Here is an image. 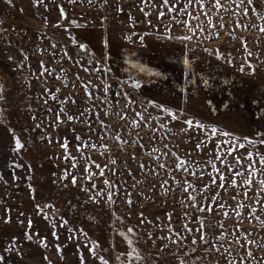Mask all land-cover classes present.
<instances>
[{
  "label": "rangeland",
  "instance_id": "obj_1",
  "mask_svg": "<svg viewBox=\"0 0 264 264\" xmlns=\"http://www.w3.org/2000/svg\"><path fill=\"white\" fill-rule=\"evenodd\" d=\"M169 3L178 4L176 12L162 0H0V264H82L81 256L83 264H241L242 258L243 264H264V226L250 212L255 208L264 220V199L256 203L264 198V192L256 195L264 179L256 156L264 154V32L259 30L264 0L251 5L245 0L247 15L232 0H221L227 12L214 8V0H203V8L195 2L188 7L187 0ZM61 7L66 17L95 28L75 27L79 24L64 18ZM4 13L8 21L1 20ZM122 46L130 49L122 52ZM109 54L118 58L112 67L131 83L138 74L142 81L129 83L148 103L115 96L120 78L108 66ZM122 57L135 62L126 67ZM187 120L231 136L211 137L190 128ZM17 138L23 145L19 151L14 150ZM225 140L245 145L234 156L251 152L257 161L248 199L246 186H240L248 176L244 167L236 169L244 177H236L232 187L226 165L216 159L218 142L230 146ZM83 141L96 147H84ZM180 160L186 161L183 167L177 166ZM209 161L223 172V188ZM227 161L234 163L232 156ZM86 166L95 174L91 180ZM186 182L193 185L187 192ZM239 202L249 207L237 209L241 215L236 216ZM209 204L211 212L197 211ZM199 220L208 244L196 231ZM221 235L231 255L224 248L215 251ZM237 237L245 247L235 243Z\"/></svg>",
  "mask_w": 264,
  "mask_h": 264
},
{
  "label": "snow or ice",
  "instance_id": "obj_2",
  "mask_svg": "<svg viewBox=\"0 0 264 264\" xmlns=\"http://www.w3.org/2000/svg\"><path fill=\"white\" fill-rule=\"evenodd\" d=\"M11 2H12V0H7V3L11 4ZM40 2H42V0H40ZM69 2L70 3H75L76 0H69ZM91 2H92V0H89V3H91ZM193 2H195L196 4H199L201 6V8L204 7L203 0H187V6L188 7H191L192 4H193ZM232 2L234 4H236L237 8L240 9L243 12L244 15H247L248 14V8L244 7L245 0H232ZM246 2H247L248 5H251L253 3V0H246ZM142 3H145V4L148 3V0H142ZM162 6L163 7H167L169 12H176L177 11V8H178V4H171L170 5L169 0H162ZM213 7L216 8V9H222V10H224L226 12L229 10L228 8H226L221 3V0H214ZM60 11H61V15L64 18H67L66 17V14L64 12V9L62 7L60 8ZM141 11H143V8H141ZM181 11L187 12V8L181 9ZM187 14L191 15L190 13H187ZM203 14L205 16H207V13L206 12H204ZM234 14H237L238 15L239 13H234ZM144 15L147 18L150 15V13L145 12ZM164 15H165V13L163 11H160L159 12V17L162 18ZM194 19H199V17L198 16L197 17H194ZM262 19H264V17H262ZM148 23L150 24L151 21H148ZM182 23L188 24V21L185 20V21H182ZM57 26H59V25H57ZM219 26L220 27H223V24H220ZM243 27L246 28L248 26L247 25H244ZM252 27H256V26L253 25ZM190 30H191V28H190ZM259 30L261 32H264V26H261L259 28ZM213 35H219V34L218 33H214ZM229 35H231V33H229ZM127 38L129 40H131V37L130 36L127 37ZM142 39H143V36H141V40ZM184 39H190V37H185ZM244 46H245V49H246V44ZM80 47H81L82 50H86V48H87L86 45H80ZM251 54L252 53L249 52V55H251ZM41 67L43 68V64H41ZM84 70L85 71H89V69H87V68H85ZM93 70L96 71V72H100V71H110V69H106V68L105 69L95 68ZM241 70H243V69H241ZM43 71H48V69L44 68ZM41 74H43V72ZM83 86H84L85 91L87 92V95H88L89 99H92L93 98V94L91 92H88L89 85L88 84H85ZM136 86H138V85H136ZM108 87L109 86H106L104 88L105 94H107V92H108ZM0 91H2V88H0ZM116 95H120V93H116ZM52 98L53 99H56L55 95H53ZM97 99H102V102H104V103H107L108 102L105 98H99V97H97ZM164 111L167 112L169 115H171L173 117V119L176 118L175 117V114L172 113L171 110L164 109ZM117 115L120 116L121 114L120 113H117ZM137 115L140 116L141 120H143L142 114L137 113ZM57 118L59 119V114H57ZM68 119L71 120V119H74V117L69 116ZM97 119H99V114L98 113H97ZM121 119H123V116H121ZM133 123L137 127H139V123L138 122H135L134 121ZM185 123L190 128L196 127V128H200L201 130H206L207 134H210L211 137H215L218 133H219V135L225 136V137L231 136V133H228V132H220V130L218 128H216L215 126H211L209 128V126H206V125H204V124H202V123H200L198 121L194 124L192 120H187V121H185ZM100 124H101L102 127H106L104 125L103 121H100ZM114 138L117 139V140H119V136H116ZM77 139H80V138L77 137ZM82 143H83V146L84 147H89V146L90 147H96V145H94V144L93 145H88V143L86 141H83ZM203 143H204V141H201L200 143L197 144V147L199 148L201 146V144H203ZM222 143L224 145H230V146L227 147V148H223V147H221V143L218 142L217 145H216V149H215L216 150V153H217L216 159L219 160L221 164H225L226 165L227 171H228V173L230 174V177H231V179L228 181V183L232 187H237L236 177H244V171H237L236 170L238 167L243 166L244 167V170L248 172V176L243 179V181H242V183L240 185L241 187H245L246 186L247 190L244 192V198L245 199H248V192L253 190V177H255V175L257 173V169H256V163H257V161L255 159H253V154L251 152L248 153L247 157H240V156H234L233 155V153L236 152L237 148H244L245 147L244 144H235V143H233L230 140H225ZM247 143L250 144V145L255 146L256 143H257V141L251 140V139H247ZM260 143H264V140H261ZM61 146L65 148V151L67 153V147H68L67 146V142H65ZM22 147H23V145L21 144L20 140L17 138L16 141H15V149L14 150L15 151H19ZM78 150H80V147L79 146H78ZM69 155H66L65 156V159H68L69 158ZM228 156H232L234 163H228V161H227V157ZM256 156L259 157V161H258L259 164L264 165V154H261V153L257 152L256 153ZM133 158H135V157H133ZM71 159L73 160V166L75 167L76 166V160H75L74 157H72ZM157 159H159V158H157ZM245 160L247 161V163H244ZM115 163L116 162L113 160L112 161V164H115ZM185 163H186V161L180 160L179 161V164L177 166L178 167H183L185 165ZM209 163L212 164L213 169L216 171V173L219 176L220 183H219L218 187L223 188L224 187V181H225V176H224L223 172L221 171V169H219V168L216 167V164L214 162L209 161ZM95 167L100 170V175H103L104 174V169L101 168V166L99 164H96ZM143 167H144V165H141V168H143ZM160 167H164V165L161 164ZM85 171L88 172L87 178L89 180H91L92 179V176L95 175V174L89 171V167L88 166H86ZM195 174H196L195 172H192L191 173V175H195ZM65 175L67 176V173ZM209 175L211 176V183L212 184H216L217 183V177L216 176H212L211 173H209ZM72 183L73 184L76 183V178L75 177H73ZM104 183L106 185H108L109 188L113 187L112 185H110L108 183V181H105ZM165 183H167V182L165 181ZM186 184H187V186L183 188V191H185V192H187L189 188H192L193 187V185L190 184V183H187L186 182ZM259 186H260L259 187V191L256 193L257 197H259V193L264 192V179L259 180ZM92 187L95 188V184L94 183H93ZM84 190L85 191H89V189H84ZM207 190H208V186H205L204 191H207ZM165 191H167V190H165ZM101 194L102 193H100V192H97L96 193V195H101ZM217 195H218V193H217ZM90 198L94 199L95 197H90ZM232 198H233V200H236L237 197L236 196H233ZM108 199L110 201L112 199V193L111 192L108 193ZM189 199H191V200L194 201L195 200V197L189 196ZM213 199H215V197ZM262 199H264V198H258V199H256V203L257 204H260ZM112 202L114 203V201H112ZM193 207H196V205L193 204ZM218 207L219 208H224L225 205L223 203H221V204L218 205ZM245 207H249V206L248 205H245L242 202H239L237 204L236 208L233 209V211L235 212V215L236 216H240L241 215V212L238 211L237 209H243ZM212 210L213 209H212L211 204H209L207 206V208H205V207H198L197 208V211L198 212H205V211L211 212ZM250 212H251V218L252 219L259 220L260 223H261V225L264 226V220H260V217H258V216L255 215L256 209L255 208H251L250 209ZM141 215H143V214H141ZM224 215H225V217H227L228 216V213L227 212H224ZM168 218H169V220L171 219V215L170 214H169V217ZM64 223H67V222L64 221ZM198 223H199L200 227H198L196 229V231L201 233V235H200V241L202 243H204V244H208L209 241H208V239H206V234L203 231L204 222H203V220H199ZM29 224H31L30 221H29ZM184 227L187 229V231L190 234L192 233L193 230L191 228H188L187 225H185ZM220 227L223 228V225L221 224ZM129 232H132V229H129ZM53 235H55V233H53ZM86 235L87 234L85 233V236ZM177 235H179V234H177ZM28 238L31 239L30 236ZM216 239L220 243H219V246L215 247V251L220 252L221 248H224V252L225 253H228L229 255H231V251H230V247L231 246L229 245V247H224V244H223V241L226 239V237L224 235H221V236L217 237ZM245 239H247V237H245ZM196 243H197L196 239L193 238L192 244H196ZM235 243L240 244V238L239 237L236 238ZM247 243L251 244V243H253V241L248 240ZM128 244L129 245L132 244L131 239L128 240ZM44 246L47 247V244L44 243ZM95 247L96 246H94L91 249V251L93 252V255H95ZM240 247H245V245L244 244H240ZM206 251H210V249H206ZM133 252H135V249H133ZM221 254L223 255L224 253H221ZM246 254H247V257H250V258L255 259L253 257V254H252L251 251H247ZM129 255H132V253H129ZM137 258H139L138 255H137ZM2 259H3V257H0V260H2ZM101 259H103V258H101ZM81 261H82V264H83V257L82 256H81ZM105 264H107V262H105ZM182 264H183V262H182ZM229 264H232V261H229ZM241 264H243V258L241 259Z\"/></svg>",
  "mask_w": 264,
  "mask_h": 264
},
{
  "label": "built area",
  "instance_id": "obj_3",
  "mask_svg": "<svg viewBox=\"0 0 264 264\" xmlns=\"http://www.w3.org/2000/svg\"><path fill=\"white\" fill-rule=\"evenodd\" d=\"M1 20L2 21H8V15L6 13L1 15ZM115 96L117 97H123V96H128L131 95L134 97L137 103H148V99L142 94H140L136 88H134L129 81L127 80H116L115 81ZM116 93H120V95H116Z\"/></svg>",
  "mask_w": 264,
  "mask_h": 264
},
{
  "label": "trees",
  "instance_id": "obj_4",
  "mask_svg": "<svg viewBox=\"0 0 264 264\" xmlns=\"http://www.w3.org/2000/svg\"><path fill=\"white\" fill-rule=\"evenodd\" d=\"M67 19H72L75 23H77V25L78 26H75V27H79V28H95V27H92V26H90V25H88L87 23H83V21H79L80 19H78V18H76V17H74V16H72V15H70V14H68V16H67ZM100 32H102V31H100ZM103 33V32H102ZM103 35V34H102ZM85 45V44H84ZM87 46V45H86ZM105 46V48L107 49V51L110 49V47H109V49H108V46H106V45H104ZM128 49H130V48H128L127 46L125 47V46H122V52H127L128 51ZM110 55V54H109ZM106 58L108 59V56L106 55ZM106 59V60H107ZM110 62L108 61V66L113 70L114 68L112 67V65H111V63L113 62V61H117L118 60V58L116 57V55H110ZM121 61L123 62L122 64H124L125 66H126V64H129V65H131L130 63H132V62H135V60L133 61V60H129V59H124L123 57L121 58ZM132 61V62H131ZM138 63V62H137ZM127 67V66H126ZM132 69H133V67H132ZM135 69V68H134ZM118 74H117V76H118V78H120V79H122V80H128L129 81V78H125L124 77V75H122V74H120V72L118 71V68L117 69H114ZM121 76H120V75ZM130 81H131V79H130ZM129 81V82H130ZM133 82L132 83H135V84H138V83H140V81H142V80H138V74L134 77V80H132ZM131 83V82H130ZM131 83V84H132ZM145 95V94H144ZM158 98V97H157Z\"/></svg>",
  "mask_w": 264,
  "mask_h": 264
}]
</instances>
